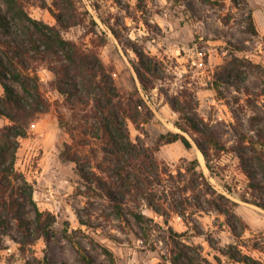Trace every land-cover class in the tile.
Wrapping results in <instances>:
<instances>
[{
  "label": "rangeland",
  "instance_id": "1",
  "mask_svg": "<svg viewBox=\"0 0 264 264\" xmlns=\"http://www.w3.org/2000/svg\"><path fill=\"white\" fill-rule=\"evenodd\" d=\"M29 1L32 16L54 24L56 18L43 5L57 8L65 0ZM73 1L78 23L67 27L64 35L87 50H97L113 68L119 86L132 89L138 85L153 102L155 115L144 129L129 121L133 139L141 137L155 146L161 134L184 133L193 147L187 148L181 140L164 143L156 152L157 159L177 174L199 158V168L214 186L238 201V227L234 230L227 217L206 201L197 207L194 197L185 213L168 208L164 215L150 199L131 196L124 215H118L107 198L87 188L76 162L62 155L66 142L77 146L93 138L75 130L77 139L73 140L69 127L80 123L63 106L64 96L53 85L55 74L41 66L43 91L53 105L21 139L17 167L32 183L38 205L51 210L57 221L51 236L29 246L24 255L13 220L0 264H26L45 255L49 264H173L171 255L179 250L170 227L180 234L175 237L187 252L186 264H264V207L239 197L246 193L258 202L264 199V191L249 187L243 166L250 160L244 152L249 149L245 136L264 134V0ZM0 6L6 8L3 0ZM137 50L162 61L164 79L148 76V82L157 87L147 91L135 70ZM214 82H219V89ZM182 89L192 92L199 115L227 144L213 174L192 134L176 126L180 114L169 97ZM8 121L0 115V125ZM159 187L161 202L167 206L174 197L181 200L178 188L165 193ZM132 210L144 212L148 219L138 222ZM244 256L255 260L248 263Z\"/></svg>",
  "mask_w": 264,
  "mask_h": 264
},
{
  "label": "trees",
  "instance_id": "2",
  "mask_svg": "<svg viewBox=\"0 0 264 264\" xmlns=\"http://www.w3.org/2000/svg\"><path fill=\"white\" fill-rule=\"evenodd\" d=\"M3 1L6 8L0 6V82L4 93L0 96V115L9 121L0 125V259L6 248L5 235L13 220L18 231L16 240L24 255L29 246L51 236L57 221L51 210L38 205L32 183L17 167L21 139L28 135L37 117L53 105L43 91L41 66H47L55 74L53 85L64 96L63 106L80 123L74 128L69 127L73 140L77 139L75 130H82L93 138L91 142H78L77 146L66 142L62 155L76 162L87 188L107 198L118 215H124L125 204L131 196L136 200L138 197L150 199L154 209L164 215L168 208L185 213L194 197L197 207H203L206 201L224 214L229 225L237 230L239 216L235 206L238 201L214 186L206 172L199 168V158L191 160L186 170L180 169L177 174L168 167L164 168L157 159L156 152L164 143L181 140L187 148L193 147L184 133L161 134L155 146L141 137L133 139L129 121L144 129L155 115L153 102L138 85L132 89L119 86L113 68L97 50H87L64 35L67 27L78 23L73 0L58 3L57 8L42 4L56 18L54 24L32 16L28 10L29 0ZM137 51L139 62L135 70L143 90L147 91L157 87L156 83L148 82V76L163 81L162 61L143 50ZM214 83L219 89V82ZM169 101L180 114L176 126L192 134L213 174L220 165L222 152L228 149L227 144L199 115L192 92L182 89L169 97ZM245 137L249 149L244 152L250 155V160L243 164L249 177L248 185L264 191V134ZM159 185L163 186L165 193L178 188L181 200L174 197V202L168 206L161 202ZM239 197L264 207V199L258 202L246 193L239 194ZM132 213L142 224L148 219L142 211L132 210ZM170 233L179 250L176 254L173 251L172 263L186 264L187 252L180 248L175 237L180 234L172 227ZM83 257L87 259L85 255ZM242 259L248 263L255 260L251 256ZM35 262L49 264L47 255L44 258L35 256L26 264Z\"/></svg>",
  "mask_w": 264,
  "mask_h": 264
},
{
  "label": "crops",
  "instance_id": "3",
  "mask_svg": "<svg viewBox=\"0 0 264 264\" xmlns=\"http://www.w3.org/2000/svg\"><path fill=\"white\" fill-rule=\"evenodd\" d=\"M3 93H4V90L2 89V90H0V96H2L3 95Z\"/></svg>",
  "mask_w": 264,
  "mask_h": 264
}]
</instances>
